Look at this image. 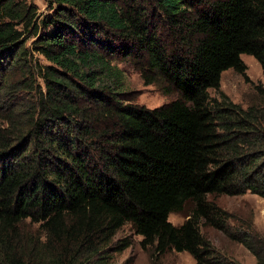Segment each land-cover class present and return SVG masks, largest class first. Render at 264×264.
<instances>
[{
  "label": "trees",
  "instance_id": "1",
  "mask_svg": "<svg viewBox=\"0 0 264 264\" xmlns=\"http://www.w3.org/2000/svg\"><path fill=\"white\" fill-rule=\"evenodd\" d=\"M242 54L264 73V0H0V264H112L125 224L228 264L200 224L225 229L211 194L264 197V100L208 90ZM116 61L173 99L134 102Z\"/></svg>",
  "mask_w": 264,
  "mask_h": 264
},
{
  "label": "rangeland",
  "instance_id": "2",
  "mask_svg": "<svg viewBox=\"0 0 264 264\" xmlns=\"http://www.w3.org/2000/svg\"><path fill=\"white\" fill-rule=\"evenodd\" d=\"M36 5L39 12L46 11V0H26ZM241 59L245 69L236 72L229 68L222 72L219 88L209 89L211 97L220 93L232 102L246 107L251 103H261L264 100V73L258 61L251 55L242 54ZM123 71L125 87L132 90L133 101L148 108L160 106L174 95H163L154 84L144 85L143 80L132 65L127 61H116ZM209 199L226 212L225 229L219 230L201 223L203 235L211 242L217 251L226 258L228 264H256V257L251 250L237 241L236 236L249 235L254 243H264V197L246 191L240 195L211 194ZM191 205H187L181 213H170L168 220L173 224H181ZM142 237L137 235L129 224H125L113 237V243L120 250L113 254L112 264H193V258L186 252L168 251L154 254L152 249L141 244ZM261 243V244H262Z\"/></svg>",
  "mask_w": 264,
  "mask_h": 264
}]
</instances>
